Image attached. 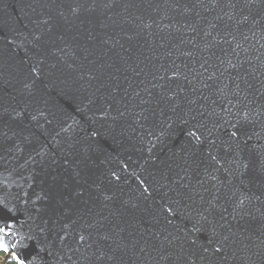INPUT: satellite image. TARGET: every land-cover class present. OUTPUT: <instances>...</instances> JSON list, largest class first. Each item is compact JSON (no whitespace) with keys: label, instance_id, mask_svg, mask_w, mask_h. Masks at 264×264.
I'll use <instances>...</instances> for the list:
<instances>
[{"label":"water","instance_id":"water-1","mask_svg":"<svg viewBox=\"0 0 264 264\" xmlns=\"http://www.w3.org/2000/svg\"><path fill=\"white\" fill-rule=\"evenodd\" d=\"M264 264V0H0V264Z\"/></svg>","mask_w":264,"mask_h":264},{"label":"trees","instance_id":"trees-1","mask_svg":"<svg viewBox=\"0 0 264 264\" xmlns=\"http://www.w3.org/2000/svg\"><path fill=\"white\" fill-rule=\"evenodd\" d=\"M9 264H18L17 262H10Z\"/></svg>","mask_w":264,"mask_h":264}]
</instances>
